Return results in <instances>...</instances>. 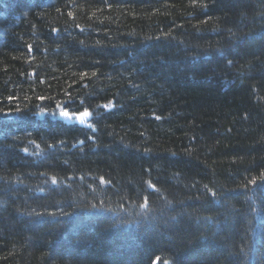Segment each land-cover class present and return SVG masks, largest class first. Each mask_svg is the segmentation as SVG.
<instances>
[{
	"label": "trees",
	"instance_id": "1",
	"mask_svg": "<svg viewBox=\"0 0 264 264\" xmlns=\"http://www.w3.org/2000/svg\"><path fill=\"white\" fill-rule=\"evenodd\" d=\"M0 264H264V0H0Z\"/></svg>",
	"mask_w": 264,
	"mask_h": 264
},
{
	"label": "rangeland",
	"instance_id": "2",
	"mask_svg": "<svg viewBox=\"0 0 264 264\" xmlns=\"http://www.w3.org/2000/svg\"><path fill=\"white\" fill-rule=\"evenodd\" d=\"M61 111L58 112L57 116L55 118L59 119V120H62L64 122H67V123H73V124H79V125H87L88 124V120H89V116L87 117H82L80 115H72V118L69 119V118H65V117H62L61 116ZM83 120V122H81Z\"/></svg>",
	"mask_w": 264,
	"mask_h": 264
},
{
	"label": "snow or ice",
	"instance_id": "3",
	"mask_svg": "<svg viewBox=\"0 0 264 264\" xmlns=\"http://www.w3.org/2000/svg\"><path fill=\"white\" fill-rule=\"evenodd\" d=\"M109 107H111V105H105V108H109ZM60 114L62 117L69 118V119H71L72 115H74V114H70L66 110H62ZM89 115H90V113L87 110H85L83 113L80 114V116H82V117H87ZM81 122H83V120ZM55 182L56 181L53 180V183H55ZM253 183H255V181H253Z\"/></svg>",
	"mask_w": 264,
	"mask_h": 264
}]
</instances>
